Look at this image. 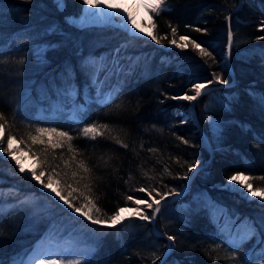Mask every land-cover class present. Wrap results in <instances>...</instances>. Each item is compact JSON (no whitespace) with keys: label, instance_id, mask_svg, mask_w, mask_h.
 <instances>
[{"label":"trees","instance_id":"obj_1","mask_svg":"<svg viewBox=\"0 0 264 264\" xmlns=\"http://www.w3.org/2000/svg\"><path fill=\"white\" fill-rule=\"evenodd\" d=\"M64 3L62 9L57 0H0V111L9 118L20 149L37 160L47 148L45 181L54 167L65 193L71 190L66 184L77 189L69 199L85 192L101 208L98 214L92 210L101 219L119 207L135 206L127 196L151 201L160 198L156 192L169 193L167 202L186 187L196 166L212 157L191 102L171 97L193 95L195 84L218 81L213 73L225 84L233 83L224 64L231 31L237 83L196 101L200 124L213 146L212 163L184 196L159 213L157 227L176 238L164 264H264V244L255 237L238 249L231 239L244 235L249 224L264 239V209L221 188L238 173L253 178V189L264 188L259 179L264 177V0H243L236 12L240 0H165L170 10L152 14L150 26L155 23L154 34L169 40V25L176 27L178 36L189 38L186 48L168 40L159 47L111 27L78 29L69 21L81 17L83 0ZM192 41L212 57L202 58ZM213 98L215 104L207 109ZM211 119L219 122L218 131H213ZM92 123L109 125L111 136L127 148L107 134L96 140L84 137L82 129ZM40 127L68 132L73 151L55 135H45V144L33 143L30 134L37 135ZM56 142L63 146L53 148ZM79 160L92 169L90 192L84 188L88 181L77 185L79 176H71L80 171ZM191 164L195 167L189 172ZM29 177L0 156V264H18L61 219L101 238L83 264H153L155 257L160 264L166 255L170 242L156 235L152 221L92 225L73 216ZM141 187L144 192L136 191ZM82 202L74 200L76 206Z\"/></svg>","mask_w":264,"mask_h":264},{"label":"snow or ice","instance_id":"obj_2","mask_svg":"<svg viewBox=\"0 0 264 264\" xmlns=\"http://www.w3.org/2000/svg\"><path fill=\"white\" fill-rule=\"evenodd\" d=\"M83 3L85 5H88V8L84 9V16L82 17H94L100 21H112L114 19H119L122 24L120 27L123 28L124 31H126L130 36L133 38H142L140 36V33L137 31H133V29L136 27L135 25V19L131 12L125 13L122 9H110V5H101L100 0H83ZM57 4L59 6H63L64 0H57ZM143 6L146 8L147 11L152 13L154 16H159L162 11H169L170 6L166 5L165 0H144ZM227 19H231L230 16L227 17ZM131 25V27L129 26ZM152 27L155 29L157 25L153 23ZM171 28V39L169 40L168 36H158L153 33H147L151 37V40H154L157 44H160L163 40H168V42L172 45H175L178 48H186L188 47V43H186L189 38L184 35L178 36V30L176 27ZM196 31H200L199 28L196 29ZM264 38V37H262ZM185 42L180 43L178 42ZM232 42V34L231 31H229V45H231ZM192 46L194 49H199L200 56L203 57H212V53L209 52L206 48H202L199 43H196L195 41H192ZM213 76H215L216 80H218L220 83H224L220 77L219 74L213 73ZM213 81H209V83H212ZM206 87L205 84L197 83L194 85L192 91H194V95H188L185 94L183 96H173L171 99L173 100H185V101H195L197 97L201 95L202 90ZM264 103V101H262ZM183 123H186V119L182 121ZM37 135H31L30 138L33 143H40L45 144L46 142L43 140V137L45 135H55L59 138H63L67 140L69 151H73V146L71 144V141L73 140V137L65 131H59L56 128H37L36 130ZM112 129L107 124H97L92 123L82 129V134L84 137L90 138L91 140H96L98 137H106V134L108 136H111ZM0 132H7V140L4 139L3 136H0V153H7V157L5 158H11L12 160H15L16 166L19 167L20 172H24L25 169L21 166V161L17 158V153L22 151L21 149L17 148L15 151H13V144L16 142V136L11 134V131L9 129V118L5 116V114L0 111ZM112 139L116 141L117 144H120L121 146L127 148V144H124L123 141L120 140L118 136H111ZM178 139H182L179 138ZM22 142V140H21ZM183 143L187 144L188 141L184 140ZM62 143L56 142L52 144L53 148L62 147ZM47 148L42 150V155L44 156L43 159L40 157H37V160L39 161L40 171L37 172L36 168H33L30 170V179H35L39 181L43 188L49 189L51 192L55 193V196L59 197L61 201L64 202V204L68 205L69 208H72L74 212L80 213V215L85 216L88 220H91L94 224H103L108 223L112 226L120 223L124 217L121 215L122 213L130 212L133 216L138 217L140 220L145 221H152L156 218V215L160 213L161 211V200H164L169 193H160L156 192V195L160 197V199H153V202L150 203L146 199H133L132 196H127V200L133 201L136 205H145V210H142L138 207L136 208H130V207H119V209L112 215H106V219H101L99 215H96L100 213L102 210L101 208L97 207L96 203L87 195L85 192H81L78 197H74L72 199H69V197H72V193L76 192L77 189L75 187H72L71 184H66V187L71 189L70 191L64 192L63 189L60 188L61 180H60V173H57L55 171V168L53 167L51 170V174L47 176V180L45 181V168L44 165L47 163ZM150 151H156L155 149H150ZM35 155V154H34ZM72 159H75V156L72 157ZM51 167V166H49ZM58 167V165L56 166ZM195 167L194 164L188 165V171L191 172L193 168ZM77 168L80 170L73 171L71 173L72 178H76L79 176V180H76V184L79 185L82 181H88V183L84 184V188L87 189L89 192L91 191V178H92V169L87 165V163L84 160H79L77 164ZM167 171V169H165ZM67 175V173H65ZM184 179H189L188 176H184ZM253 178L250 176H244L243 174H234L229 177V187L235 189V185L232 184L233 181L238 182V184L241 186V189H247V192L251 194V196H256L257 193L260 194L261 199H264V188L257 187L255 190L253 189L252 183L250 181ZM259 179L264 180V177H260ZM55 185V186H54ZM136 191L144 192L145 189L143 187L137 188ZM152 191H156L155 189H152ZM152 191L148 193L149 196L152 195ZM175 195H179V193H172ZM247 195V193H245ZM83 202L79 204V206H76L74 203L75 199H81ZM95 209V213L93 214L92 210ZM147 210H151V215L147 213ZM3 215V209L0 208V216ZM167 235V234H165ZM253 237L257 239L258 244H264V239L261 238L260 232L256 229L255 225L249 224L247 226V231L242 236H235L231 237L233 244L238 249L240 246H242L244 243H247L249 240H251ZM168 241L171 243L169 245H166L169 249L174 248L176 238L172 235H167ZM218 249L213 248L212 251L215 252ZM210 254V253H209ZM219 259V257H216ZM228 259H236L234 256H228ZM159 259V257H155L153 259V264H155V260ZM37 264H65V260L61 257H57L55 259L53 258H40L37 262ZM67 264H83L81 260H68Z\"/></svg>","mask_w":264,"mask_h":264},{"label":"rangeland","instance_id":"obj_3","mask_svg":"<svg viewBox=\"0 0 264 264\" xmlns=\"http://www.w3.org/2000/svg\"><path fill=\"white\" fill-rule=\"evenodd\" d=\"M64 6H65V3L63 4V6H60V7L63 9ZM83 12H84V10H83ZM151 16H152V13H150L148 26L152 29V27L150 26ZM73 18H75V17H73ZM73 18H71L69 22L78 29H86V28H93V27L103 28V29L111 27V28L120 29L116 26H111V25L79 27V26H76L72 22ZM121 30L124 31L123 29H121ZM124 32L128 36H130L126 31H124ZM201 84L206 85V87L201 92V93H204L210 89L211 85L214 86V85H218L220 83H218V81H215L212 84H207V83H201ZM208 94H209V92H208ZM217 98L218 99H216V98L215 99L219 100V97H217ZM190 102L192 104L193 101H190ZM213 104H215L214 98L212 101H209V103L206 104V108L211 109L213 107ZM210 121L213 124V131L214 132L218 131L219 122H217L216 120H213V119H211ZM2 136L4 137V132H2ZM17 148L20 149V142L16 139V142H14V144H13V151H15ZM0 156L7 157V153H0ZM17 156L24 157L25 159H30L35 164L36 170L38 169V163H37L36 158L33 156H30L27 152L22 150L19 153H17ZM7 159H10L16 166V163L14 160H12L11 158H7ZM16 167L19 170V167L18 166H16ZM21 173H26V174L30 175L26 171L21 172ZM232 184L235 185V189L229 187V184L226 186H222L221 188L223 190H225L226 193L230 194L233 192L236 196H239L240 200L245 199L246 204H248V205H249L250 201H255L259 204H264V199H261L259 193H257L256 196H251V194L247 192V189H241V186L238 184V182L233 181ZM39 187L41 188L43 186L40 184ZM245 193H247V195H245ZM168 196H170V195H168ZM164 200H161L160 207L164 204V202H163ZM56 201L58 202V200H56ZM149 202L152 203L153 200H151ZM126 207H130V208L138 207L142 210H145V205H135V206H126ZM70 209H72V208H70ZM133 218H138V217L130 214L129 217L127 219H125V221H123V223H125L126 221L133 219ZM100 239L101 238H99L98 234L95 233L93 230L85 229L83 227H79V228L74 227V226L68 227L65 223V219H61L55 224V226H53V228L47 234H45V236L43 238H41L38 241V244L35 247V249L30 254H28V256L23 257L19 261L18 264H37L38 260L35 259L36 260L35 261L32 258L35 255L36 249L38 247H41L43 249V251H44L43 255H45V253H50L52 256H55L56 258L61 257L65 260V264H67L68 260H81L84 263L87 260H89L92 257V255L94 254V252L97 250Z\"/></svg>","mask_w":264,"mask_h":264},{"label":"bare ground","instance_id":"obj_4","mask_svg":"<svg viewBox=\"0 0 264 264\" xmlns=\"http://www.w3.org/2000/svg\"><path fill=\"white\" fill-rule=\"evenodd\" d=\"M143 3H144V0H100L101 5H110L111 6L109 10L122 9L125 13L131 12L134 19H135V25H136V27L133 29V31L139 32L140 36L150 37L149 35H147V33H150V32L153 33V30L148 26V21L150 18V12L146 10V8L143 6ZM88 7H89L88 5H85V8H88ZM83 16H84V12L80 18H73L72 22L76 26H79V27L111 25V26H116V27L122 28V27H120L122 22L120 20H118V18L114 19L112 21H103L102 22V21H100L94 17H90V16L82 19ZM129 26L131 27V25H129ZM170 48H173V46L166 48V49H170ZM227 55H228V53L226 54L225 61L227 59ZM230 60H231V52H230ZM231 66H232V63H231ZM226 67H227V65H226ZM232 70H233V74L230 71L229 72L233 76H235L233 66H232ZM0 136H2V132H0ZM207 139L210 142V139L208 136H207ZM210 144H211V142H210ZM211 146H212V144H211ZM212 148H213V146H212ZM17 158L21 161V166L25 169V171L27 173L30 174V170L33 168H36L35 164L30 159H25L24 157H21V156H17ZM37 183L41 184L39 181ZM47 191L55 196L54 192H51L49 189H47ZM55 197L58 200H60L59 197H57V196H55ZM63 204H64V202H63ZM64 205H66V204H64ZM249 206H252V205H249ZM130 214H131L130 212L122 213L121 215L124 217V219L122 221H125V219H127ZM43 252H44L43 249L41 247H38L36 249L35 255L33 256L32 259L33 260H35V259L39 260L40 258H53V259L56 258L55 256H52L50 253H45V255H43L44 254Z\"/></svg>","mask_w":264,"mask_h":264},{"label":"water","instance_id":"obj_5","mask_svg":"<svg viewBox=\"0 0 264 264\" xmlns=\"http://www.w3.org/2000/svg\"><path fill=\"white\" fill-rule=\"evenodd\" d=\"M242 4H243V0H240V4H239V6L237 7V9L235 10V12L241 9ZM118 28H119V27H118ZM120 29H122V28H120ZM153 34H154V32H153ZM231 34H232V32H231ZM141 37L146 38V39L152 41L153 43H155V44L158 45L159 47H162L161 45L157 44L154 40H151V37H146V36H141ZM233 46H234V38H233V34H232V42H231V45H229V51H228L227 59H226V61L224 62V64L227 65V68L229 69V71H230L232 74H233V70H232L231 60H230V52H231ZM233 77H234V81H233V83H230V84L222 83V84H220V85H216V86L213 87L212 89H209L208 91H206V92H204V93H201V95H203V94H207V93L210 92L211 90H215V89H219V88H222V87L231 86V85L236 84V83H237V79L235 78V76H233ZM201 95H200V96H201ZM200 96H199V97H200ZM199 97H197V99H198ZM197 99H196L195 101L192 102V114H193V116H194L195 123L198 125L199 131H200V133H201V137H202L203 144H204V145L207 147V149L211 152L212 157H211V159H210L209 161H207V162H205V163H203V164H201V165L196 166V168H195L193 174L191 175V177H190V179H189V182H188V184L186 185V187H185L182 191L179 192V195H173L172 197H170V199L167 200V202H165V203L161 206V211H160V212H162V210H163L167 205H169V204H173L174 202H176L179 198H181L182 196H184V195H185V194L191 189V185H192L193 181L195 180V178L198 176V174H200L201 172L205 171V170L208 168V166L212 163V160H213V157H214V150H213V148H212V146H211L209 140L207 139V136H206V134H205V131H204L202 125L200 124V121H199V118H198V114H197V110H196V101H197ZM35 181L38 182L37 180H35ZM42 190H43L44 192L48 193L49 195L53 196L56 200H58L54 195H52L50 192H48L47 189H45V188L42 187ZM58 202H59L60 204H62L64 207L68 208V209H69V212H70L73 216H76V217L82 218V219H84L85 221H87L88 223H90V224H92V225L100 226V227H116V226H117V225L112 226V225H110V224H108V223L94 224V223H92L91 220H88L85 216L80 215V213H76V212H74V211H73L72 209H70L67 205H64V204H63V201L58 200ZM249 205L256 206V207H258V208H262V209H264V204H259V203L255 202V201H251V202L249 203ZM158 215H159V214H157V215H156V218H155L154 220H152V225H153L154 231H155V233H156L157 236H163V237H166V238H167V235H165V233H164L163 231H161V230L157 227V218H158ZM120 223H121V222H120ZM120 223H119V224H120ZM119 224H118V225H119ZM169 242H170V241H169ZM170 243H171V242H170ZM173 250H174V248H172V249H169V248H168V250H167V252H166V255L164 256V258L162 259V261L160 262V264H164V263L166 262V260L169 258V256H170L171 253L173 252Z\"/></svg>","mask_w":264,"mask_h":264}]
</instances>
